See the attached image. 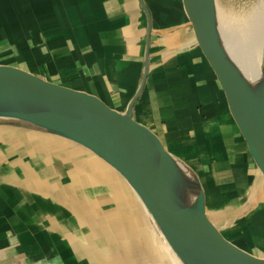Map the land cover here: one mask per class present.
I'll return each instance as SVG.
<instances>
[{"label":"crops","instance_id":"1","mask_svg":"<svg viewBox=\"0 0 264 264\" xmlns=\"http://www.w3.org/2000/svg\"><path fill=\"white\" fill-rule=\"evenodd\" d=\"M147 1L154 19L159 14L173 22L174 16L167 10L170 0H167L163 15L160 9L165 7L164 3L160 4L161 8H154L153 4L160 0ZM146 24L139 0H0V64L18 66L47 80L92 93L108 106L124 112L141 78ZM155 30L159 32L154 28L149 36V73L146 71L147 76L132 105L133 118L151 129L173 155H178L176 149L168 144L176 139L186 149L194 147V157H188L187 153V158L181 159L188 165L191 162L189 166L197 171L201 180L228 179L222 182L226 185L217 183L216 186L233 195L242 187L241 182H249L242 203L249 205L246 210H252L255 217L252 223L259 221L264 228V215L257 214L258 209L254 208L258 202L264 203V196L257 185H252L256 174L263 181L264 175L248 153L224 94L194 36L188 48L189 57L196 62L205 79L203 85L208 88L205 92L200 89L204 86L194 84L193 89L190 87L186 91L181 80L175 87L167 81L171 77L152 75L159 67L151 62L153 55L158 57L159 51V59L162 58L159 49L164 45H158ZM176 111L181 112V117ZM195 125H200L197 131L193 129ZM1 129L0 259L8 258L12 252L16 260L23 258L26 264L31 260L35 263L37 259L45 264H97L95 259L93 263L89 261L91 254L99 260L98 264H122L117 261L121 254L113 253L121 247L123 264H182L168 245L149 244L147 239L136 234L133 244L138 248H134L130 236H124L120 242L118 229L112 225V230L105 219L101 221L100 206L91 202L100 201V198L95 199L90 193V200H85L84 192L80 194L76 181H72L77 179H72L66 168H73L79 152L72 150L67 155L63 147L80 144L53 132L21 126L15 127L13 138L5 139ZM229 134L235 143L226 144L228 141L224 138ZM222 145L224 151L232 153L231 158L225 157ZM79 147L92 152L82 145ZM246 152L250 160L245 158ZM246 160L251 167L244 170ZM124 183L128 190L131 189L126 181ZM112 186V199L106 201L110 206L103 211L110 210L111 215L119 212L126 206L123 198L128 195L138 201L132 189L128 193L122 188L118 176ZM84 188L87 190L86 186ZM254 193L258 195L256 200L252 199ZM250 194L253 195L248 198ZM118 198L123 203H112ZM38 203H41L39 207ZM117 222V228L121 229L129 221L120 219ZM246 247L257 252L253 246Z\"/></svg>","mask_w":264,"mask_h":264},{"label":"water","instance_id":"2","mask_svg":"<svg viewBox=\"0 0 264 264\" xmlns=\"http://www.w3.org/2000/svg\"><path fill=\"white\" fill-rule=\"evenodd\" d=\"M264 1V0H263ZM146 15L144 65L124 112L96 95L47 80L18 66L0 64V115L25 120L86 147L126 181L182 264H264V255L225 237L205 213L202 191L192 210L174 198V156L158 136L132 116L147 71L150 18ZM195 42L213 71L228 111L253 162L264 175V76L254 93L216 38L213 0H181ZM264 57V20H263ZM264 59V58H263ZM264 68V61H263ZM43 108L48 113L39 112ZM161 169L154 165V155Z\"/></svg>","mask_w":264,"mask_h":264},{"label":"rangeland","instance_id":"3","mask_svg":"<svg viewBox=\"0 0 264 264\" xmlns=\"http://www.w3.org/2000/svg\"><path fill=\"white\" fill-rule=\"evenodd\" d=\"M142 1L144 2L146 9L148 10V14L150 18L149 36L150 33L152 32L151 30H154L155 28L159 31L157 32L155 30L154 33L158 35V37L156 38L159 44L157 42L155 43L158 45L164 43V45H162V47L159 49L163 57L159 59V51H158V57L157 56L154 57L153 55L151 62L157 63L159 67L157 68L156 71L157 74L152 72V75L154 77L156 75H158L159 77L160 76L163 77L164 75H166L165 76L166 78L171 77L167 79V81L170 82V85H174L175 87L177 86L178 82L181 80L182 81L181 83H184L185 85L184 90L186 91H188L190 87L193 89L194 84L199 86H204L203 83L206 82L205 79H203L202 75L200 74L201 72L200 69H198L197 67L198 65L196 64V62L193 60L192 57H189L191 53L189 52L188 48L191 45L190 43H192L193 33L191 30V25L183 11V7L181 5L182 3H180V0H170V7L167 8L168 12L170 13L172 12L171 14L174 16L173 22H171L167 18L161 17L159 14L154 19L152 16V8L150 6L151 4L149 5L147 0H142ZM167 2H168L167 0H160V3L153 4V7L154 8L160 6L162 7V5L160 4L164 3L165 7L163 8L160 7L161 8L160 14L163 15V13H165L166 11ZM213 3H214L218 22L220 24L222 33L224 35L225 41L229 47L230 52L236 55L243 65L245 66L247 64L249 65L254 53H256L258 49H260V41L258 39V35L261 34L262 37V33H263L264 1L263 0H213ZM141 71H143V69ZM147 73H149V68L147 70ZM85 86L89 87L90 85L87 84ZM200 89L202 90V92L203 91L205 92V90L208 88L207 86H204ZM175 113L177 116L181 117L180 111H176ZM20 126L27 129L29 128L33 130L41 129V131L43 130L46 132H50L42 128H39L25 120H21L15 117L13 118V117L0 115V127H2L1 129L2 137H5V139L13 138L14 134L16 133L15 127H20ZM198 127H200V125L199 126L195 125V127L193 128L194 131H197L199 129ZM19 135H17L16 137L19 138ZM198 138L200 139L199 133H198ZM232 138L233 136L230 134L228 135L227 138H224L225 142L228 141L226 142V144L230 142L235 143V140H232ZM221 139L220 142L222 141ZM215 142L217 143L218 140H216ZM168 145L174 148V150L176 149L175 151L178 155L182 154L181 156L172 154L174 157L180 160H182L181 157L187 158V153H189L188 157L192 155H193L192 157L195 156L193 152L194 147H189V148L187 147L186 149L183 147V144H181L180 140L178 139H176L173 143H169ZM79 146L81 145H77V147H70V148L63 147V150L67 149L65 152V154L67 155H69L72 150L79 152L75 156V162H73V168L69 166H66V168L68 169V172L72 175L73 177L72 179H77L72 181H76L75 186L78 187L80 194H82L81 192H84L85 200H87L90 197V193H91V197L93 198L95 197V199L100 198V201L91 200V202H94V205L96 207L100 206L101 210L99 212L100 214L99 218L100 217L102 218L101 221L105 219L104 222L107 223L106 225L109 226L112 230L114 228L113 226H115L114 228L115 230L118 229L117 237L120 242L122 241V238H124V236L125 237L130 236L131 239L129 241L132 242L134 248H138V246L133 244V240L135 239L136 234H139L141 237L147 239L149 244L150 242H152V244L158 243L160 245V243H164L165 245H167L163 236L161 235V233L159 232V230L157 229V227L149 217L148 213L145 211L141 202L139 200L137 201V199H134V197H130L128 195V197H130L129 200V198L125 196V198L123 199H124V204L126 206L122 207L119 210V212L117 213L114 212L115 214L113 215L110 214V210L103 211L104 208L110 206L109 202L106 201L112 199V194L110 191L112 190L113 182H116L117 176L118 179L120 180L122 188L125 191L129 193L130 192L129 190L131 189L128 190V188H126V185L124 183L125 181L122 179L120 175H118V173H116L117 172L116 170H115L116 172H114L113 171L114 169H111V167L108 166L105 162L94 156L92 152L82 151ZM164 147L166 146L164 145ZM224 150L225 148L222 145V152ZM219 151H221V149ZM224 154L225 157L231 158L232 156V153L229 151L228 152L224 151ZM245 158L246 159L250 158L247 152L245 153ZM188 163L189 165L191 164L190 161ZM249 167H251L250 163L248 160H246L244 170L248 169ZM190 169L194 173V177L198 182L199 189L203 193L205 199L204 200L205 213L207 217L218 227L220 232L225 237H229V239L236 241L242 245L244 244L245 246L246 245L253 246L255 250L258 253H260V255H264L262 254L264 253V228L260 227V225L262 224L259 221H257L256 223H252L255 220V217L253 216V214H251L252 210L251 209L246 210L249 207V205L246 206L245 204L244 206V203H242V199L243 200L246 199L245 193H246V189L249 187V182H246L245 180L244 183L241 182L242 187L240 188L239 191L236 192V194L233 195L231 193H227L223 187L219 188L216 186L217 183L219 186H221L224 183L223 181H227L228 179L201 180V178L198 176L197 171H195L191 167ZM23 174L24 173H22V175ZM256 175L257 176L253 180L252 185L253 187L257 185L256 186L258 187L257 190H259V192L262 193V195L264 196L263 178L258 174ZM204 181L206 182L204 183ZM84 186L87 187V190L84 188ZM106 191L109 192L108 195H106L107 194ZM251 192L253 193V191ZM252 195L253 194H250L248 198H251ZM113 197L116 198V195L113 194ZM257 197L258 195L254 193L252 199L256 200ZM32 200H34V197L32 198ZM253 200H251V202H253ZM112 203L116 205H120V203L123 202L121 198H118V199H114ZM132 203L133 205H130ZM39 204L41 205V203H38V207L40 206ZM254 208L258 209L257 214H260V216L262 214L264 215V203L258 202L257 206ZM141 212H143V216ZM109 218L110 219L117 218V219L110 221ZM144 218L146 220H149V222L147 223ZM120 219L123 222L125 220H128L129 224L127 223V225L132 224V226L134 227L127 226L125 224L121 229L117 228L118 227L117 224H119V222L117 221ZM111 246L114 247V244H112ZM120 249L122 250L121 247ZM121 250L113 253H117L118 255L121 254L120 258L119 259L117 258V261L123 264L125 262L123 258L124 254H122ZM11 254L14 253L9 252L8 254L9 256H7L8 258L4 260L0 259V264H26L23 258L16 260ZM92 254H95V252H93ZM89 257H90L89 261L91 263L94 262V259L97 261V264L99 263V260H97V258H94V255L90 254ZM28 263L45 264L42 259H37L35 263H33V261L31 260L28 261Z\"/></svg>","mask_w":264,"mask_h":264},{"label":"bare ground","instance_id":"4","mask_svg":"<svg viewBox=\"0 0 264 264\" xmlns=\"http://www.w3.org/2000/svg\"><path fill=\"white\" fill-rule=\"evenodd\" d=\"M213 17H214V24L216 27V38L220 43L222 49H224V52H226L228 57L232 60L237 70L240 72L242 78H244L245 82L250 87V89L254 93L258 94L262 87V81L264 76L263 39L261 37V34L258 35V39L260 41V49H258L256 53H254V55L251 58L250 64L249 65L247 64L245 66L242 64V62L239 60V58L236 55L230 52L229 47L225 41L224 35L222 33L220 24L218 22L215 7L213 11ZM9 107L0 102V108H9ZM38 110L39 112L42 113H48L43 108L38 107ZM173 161H174V168L177 174V181L173 189L174 198L182 209L186 211L192 210L198 196V191H199L198 182L194 177V173L185 162H183L182 160L176 157H174ZM154 165L158 170L161 169L162 166L161 159L156 154L154 155Z\"/></svg>","mask_w":264,"mask_h":264}]
</instances>
